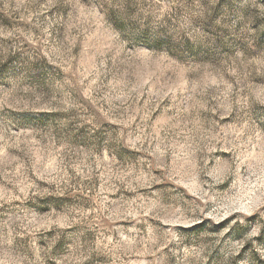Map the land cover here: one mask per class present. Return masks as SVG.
<instances>
[{
	"label": "rangeland",
	"instance_id": "1",
	"mask_svg": "<svg viewBox=\"0 0 264 264\" xmlns=\"http://www.w3.org/2000/svg\"><path fill=\"white\" fill-rule=\"evenodd\" d=\"M0 264H264V0H0Z\"/></svg>",
	"mask_w": 264,
	"mask_h": 264
}]
</instances>
